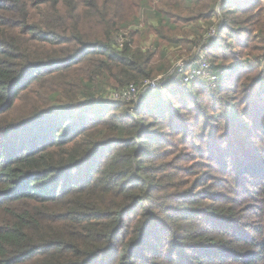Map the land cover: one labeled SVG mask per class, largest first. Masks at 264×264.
Returning <instances> with one entry per match:
<instances>
[{"label":"trees","instance_id":"obj_1","mask_svg":"<svg viewBox=\"0 0 264 264\" xmlns=\"http://www.w3.org/2000/svg\"><path fill=\"white\" fill-rule=\"evenodd\" d=\"M148 3L0 0V264H264L261 0L152 2L156 49L219 81L138 110L101 94L169 71Z\"/></svg>","mask_w":264,"mask_h":264},{"label":"rangeland","instance_id":"obj_2","mask_svg":"<svg viewBox=\"0 0 264 264\" xmlns=\"http://www.w3.org/2000/svg\"><path fill=\"white\" fill-rule=\"evenodd\" d=\"M149 1H150V3H148L147 7L149 6L150 8L148 10H145L147 13H145L144 11H142L137 16V18L142 23H141L140 27H138V31L140 33H138L137 38L135 37V46H140V48H143L144 50H156V54H157L156 57L157 58L160 57V60H162L161 63H158V66H160L163 63H165L166 66H167V68H168L167 70H171L175 66L176 63H178L180 61H183V62H187L188 61V59H187V57H188L187 51H188L189 48L188 47H185V48L182 47V48H171V49H167V48H170V47H164L165 49L162 48V49H160V51L156 49V47L154 45L155 35L146 34V25L149 24V25H151L153 27H156L157 26V17L154 15V12H152L154 10L153 7H155V6L153 5V7H152V2H153V4H155L156 6H158L160 4V0H149ZM259 10H262L263 11L262 14H261V16L259 18H262V20H264V0H261V6L258 8L257 12ZM255 20H257V19L255 18ZM132 23L134 24V22H132ZM133 24H132V26H133ZM200 25H203V23H200ZM255 26L256 27H259L258 21H256ZM129 29L130 28H127V29L124 28L120 32H124V33L127 34V33H129L128 32ZM201 31L205 32L204 26L201 28ZM217 31H218V26H212L211 29H210V31L208 32V34L213 35V36H217ZM253 34L256 35L257 32H255ZM240 36H241V39H242L243 38L242 35H240ZM121 37H122V35H121ZM179 46L181 47V45H179ZM200 47H198V49L199 48L200 49L197 50V52H195V53H197V54H199V53L206 54L207 51L204 50V48H202V47H204V45L203 46H200ZM166 49H167V52H165ZM194 50H196V48ZM263 63L264 62H262L261 65H260V67H262V68H264V64ZM231 65L234 66V64H231ZM258 65H259V63H257V62H254L253 63V66L254 67L255 66H258ZM157 69L160 70V68H157ZM159 74H160L159 76H161L164 73L163 72H160ZM224 78L225 77L223 76V78L220 79V83L222 82V79H224ZM194 83L195 84H199L200 85L199 87H201V88H206V87L209 88L208 84L206 82L202 81V80L195 81ZM175 84H184V85H186L180 79H177V80H173L171 82H167L166 84H160L161 85L160 91L161 90L170 89ZM193 84L188 85V86H192ZM140 88H142L144 90L143 86H140ZM142 89L139 90V94H138V96L135 99L130 100V102H133V108L139 110L140 109V104H143V103L146 104V107H152V105L154 107H156L157 104L153 103V99H151L150 97L157 90L156 91H153V93L152 92H147L146 93V92H143ZM209 89H211V88H209ZM193 90H198V89H192V91ZM112 91H113V89H109V88L105 87L103 93L101 94L102 100L107 101V102H112V100L109 99V94ZM161 98H163L162 99V103L163 102L164 103H169V98L166 96V92H163L161 94ZM208 106H211L210 103H209ZM184 152L188 154V156L190 157V159L194 158V157H192L193 155L189 151L183 150V149L182 150L179 149V153L180 154H182ZM185 167L188 168L189 165H185ZM189 177H190V175H188V174H185L183 176V178H189Z\"/></svg>","mask_w":264,"mask_h":264},{"label":"built area","instance_id":"obj_3","mask_svg":"<svg viewBox=\"0 0 264 264\" xmlns=\"http://www.w3.org/2000/svg\"><path fill=\"white\" fill-rule=\"evenodd\" d=\"M195 57L198 58L195 63L180 61L171 70L155 79L144 80L138 86L130 85L124 89L112 91L109 94V99L112 101L130 102V100L138 96L139 90L142 89L140 86H143V92H153L161 89L160 84H166L177 79H180L186 85H191L195 81L202 80L208 84L209 88L216 89L219 75L213 71V66L209 62L206 54L196 53Z\"/></svg>","mask_w":264,"mask_h":264},{"label":"crops","instance_id":"obj_4","mask_svg":"<svg viewBox=\"0 0 264 264\" xmlns=\"http://www.w3.org/2000/svg\"><path fill=\"white\" fill-rule=\"evenodd\" d=\"M248 66H249V64H247V63H243V66H241L240 68H242V69H247ZM227 73H229V72H227Z\"/></svg>","mask_w":264,"mask_h":264}]
</instances>
